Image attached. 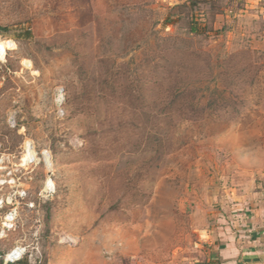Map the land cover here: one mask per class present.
I'll list each match as a JSON object with an SVG mask.
<instances>
[{"label": "rangeland", "instance_id": "rangeland-1", "mask_svg": "<svg viewBox=\"0 0 264 264\" xmlns=\"http://www.w3.org/2000/svg\"><path fill=\"white\" fill-rule=\"evenodd\" d=\"M0 36V264H202L264 201V0H0Z\"/></svg>", "mask_w": 264, "mask_h": 264}, {"label": "crops", "instance_id": "crops-1", "mask_svg": "<svg viewBox=\"0 0 264 264\" xmlns=\"http://www.w3.org/2000/svg\"><path fill=\"white\" fill-rule=\"evenodd\" d=\"M210 243L215 254H211L207 261L219 264H264V201L231 216L230 223L220 231L219 239L212 236Z\"/></svg>", "mask_w": 264, "mask_h": 264}, {"label": "built area", "instance_id": "built-area-1", "mask_svg": "<svg viewBox=\"0 0 264 264\" xmlns=\"http://www.w3.org/2000/svg\"><path fill=\"white\" fill-rule=\"evenodd\" d=\"M14 49V43L12 41H5L0 36V62L6 60L8 53ZM52 192V190L48 189ZM16 216L13 214L7 215L4 218V221L1 225V233L0 236L3 237L6 235V232L11 231L15 226V218ZM37 256H35L28 247L25 246H17L12 249L4 259L3 264H18L25 260L28 261H35L36 262Z\"/></svg>", "mask_w": 264, "mask_h": 264}, {"label": "trees", "instance_id": "trees-1", "mask_svg": "<svg viewBox=\"0 0 264 264\" xmlns=\"http://www.w3.org/2000/svg\"><path fill=\"white\" fill-rule=\"evenodd\" d=\"M185 6V5H184ZM178 8H180L181 6H177ZM191 33H195V34H199L200 33V29L197 28V26H192L191 25ZM202 264H219V263H216L215 261H207V262H204Z\"/></svg>", "mask_w": 264, "mask_h": 264}]
</instances>
